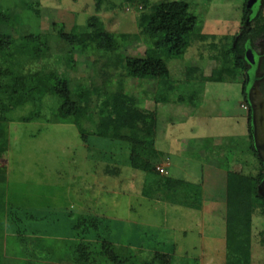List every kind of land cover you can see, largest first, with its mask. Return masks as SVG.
<instances>
[{
	"label": "rangeland",
	"instance_id": "rangeland-1",
	"mask_svg": "<svg viewBox=\"0 0 264 264\" xmlns=\"http://www.w3.org/2000/svg\"><path fill=\"white\" fill-rule=\"evenodd\" d=\"M157 1L165 0H0V20L18 39L15 45L36 48L41 37L51 47L50 57L28 65L26 72L55 69L57 81L64 76L93 98L97 91L120 88L133 95L142 107L154 110V150L171 163L167 173L156 170L159 156H150L132 139L145 138L139 130L124 129L110 140L94 133L98 120H88L83 122L85 137L80 135L75 124L57 119L53 94H37L31 82L14 93L15 77L5 65L0 71V264H119L101 248L102 241L114 244L120 264H157L156 252L170 254L173 264H264V197L259 190L261 185L264 192V0L249 9L246 25L242 16L248 0H187L202 18L203 33L235 35L239 41L245 36L254 61L242 72L223 74L226 63L218 39L215 45L194 41L181 57L166 60L172 90L156 80L128 77L125 68L126 58L147 54L139 16ZM95 24L111 36L109 41L99 42ZM189 67L196 70L192 79L186 77ZM19 94L25 98L15 106ZM131 145L136 169L128 163ZM106 165L118 167L119 174L104 177L100 170ZM179 168L196 176L200 189L191 187L183 171L169 177ZM146 169L164 176L156 182L182 203L204 191L206 201L215 203L206 210L204 225L199 212L187 226L183 220L173 225L162 203L154 201L146 210L130 211L127 196L112 198L97 184L90 186L101 182L125 194L130 188L135 192L129 179L134 176L135 187L141 188ZM232 174L241 180L234 181ZM228 184L250 195L249 230H242L243 243L236 250L226 242ZM95 195L104 197H98V211L105 217L96 221L97 229L88 230L95 222L83 213L96 207ZM133 217L148 226H134ZM77 242L84 249H77Z\"/></svg>",
	"mask_w": 264,
	"mask_h": 264
},
{
	"label": "trees",
	"instance_id": "trees-1",
	"mask_svg": "<svg viewBox=\"0 0 264 264\" xmlns=\"http://www.w3.org/2000/svg\"><path fill=\"white\" fill-rule=\"evenodd\" d=\"M100 1L97 0V3L99 4ZM191 8L193 7L187 0H165L157 1L151 6L149 12L140 14V32L146 37L149 45L146 50L147 54L144 57L126 58L125 68L128 77L156 80L167 89L172 90L175 84L166 60L181 57L194 41L206 42L211 40V45H215V39H218L217 42L222 50L221 56L226 63V67L224 66L223 71H220L221 73L225 74L232 71L236 74V72H242L247 69L248 62L244 58V50L246 49L245 44L250 42V39L244 36L239 41L235 35L218 37L215 34L203 33L202 18H198ZM249 14L250 11L244 4L243 25H246V19ZM0 15H2L1 12ZM94 28L101 39L100 43L110 40L111 36L101 32L99 25L95 24ZM248 31L249 34L252 32L251 29ZM9 32L7 22L4 23L0 20V71L3 69L2 67L7 65L8 70L12 72L11 75L15 77L14 93L23 91L26 83L31 82L34 84V90L37 94H53L58 105L56 110L57 119L58 116H61L66 119V122L75 124L80 135L85 137L83 122L88 120H98L94 133L110 140L116 139V135L122 133L124 129L139 130L145 138L132 139L137 140V145L147 150L150 156H159V153L154 150V110L142 107L133 95L124 92L121 88L114 92L105 91L100 93L97 91L95 92V98H93L88 89L72 86L69 79L64 76L60 81H57L60 73L55 69H47L42 66L37 67V70H28L26 72L25 68L28 65L48 59L51 54V47L46 39L39 37L41 45L36 48L24 49V42L20 43V45H15L18 39L14 38ZM60 37L66 40H75L70 35L60 34ZM4 40L6 44L2 45L1 43ZM9 41L10 44L8 43ZM195 71V68H187V79H192ZM24 95L19 94L17 96L15 106L22 102L25 98ZM132 147L131 145L129 148L132 153L130 159L135 156V149L133 150ZM160 160L162 161V158L159 159L155 166L161 162ZM233 175L234 181L241 180L240 174ZM242 188L239 187V189ZM247 190H249V186ZM227 201L229 203V212L226 223V242L229 250H236L235 246H241L242 240H239V238L242 230L247 232L250 226L249 191H237V188L229 186ZM83 219L84 221L87 220L85 217ZM81 245L82 243L77 242V249L78 247L80 248L79 250L84 249L80 247ZM100 246L107 254H111L114 257L113 259L116 263H121L120 258H117L121 256L116 255L113 243L102 241ZM79 255H84V252ZM155 257L157 264H173V260L168 253L156 252Z\"/></svg>",
	"mask_w": 264,
	"mask_h": 264
},
{
	"label": "crops",
	"instance_id": "crops-1",
	"mask_svg": "<svg viewBox=\"0 0 264 264\" xmlns=\"http://www.w3.org/2000/svg\"><path fill=\"white\" fill-rule=\"evenodd\" d=\"M129 151H130V149H129ZM159 157L161 158V156H159ZM130 158H131V154L128 152V160H130ZM131 160L128 161V163L131 165V167H133V169H136L135 166L131 164ZM144 164L147 166V168H149V166L151 168V165L149 162H146ZM169 166H171L170 162H168V166H166V167L168 168ZM107 167H109L111 169L109 170ZM119 171H120V169L118 167H115V166L110 167L108 165L104 166L100 170L101 174L104 175V177L105 176H116L117 174H119ZM140 171H142V170H140ZM181 171H183V173L187 176V178H185V179L191 181V187H194V188L196 187L198 189L199 186L197 184H195V183H200L198 181L197 177L189 174L186 170L179 168V170L175 172L176 175H171L169 177H176V176L179 177ZM143 172H144V178L142 181L141 188H138L137 186L135 187V177L134 176L131 177V179H129L130 182H132V185L135 188V190L137 191V189H138L137 192L131 191V188H130V190H128L127 194H125L122 191L123 189L111 188L110 186L108 187V185H102L101 182L100 183L95 182V183L91 184L90 186H95L97 184L99 191L103 192V194H105L106 196H110L112 198H115L117 196L119 197L121 194L124 196H127L128 197V208L127 209L130 211H137L138 209H142V208H144V210H146V208L149 206V202L154 201L155 203H162L164 213H166L168 218L174 222L173 225L174 224L177 225V224H179V222L181 220H183V222L186 224L185 226H187L188 222H192L193 220H195L196 216L194 217V214H193L194 212H199L198 219L200 220L199 216H202V224H201V222H199V224H201V226L204 225V222H205L204 221V215H205L206 210H208V207H211V206L215 207V205H214L215 203H211V202L206 201L204 191L203 192L197 191V192L193 193V195L191 194V197L189 198V200H185V202L186 201L187 202L182 203L178 200H175L174 197L171 198L169 196L168 192L167 193L163 192V190L161 188L162 187L161 183L159 181L156 182L155 179L158 176H159V178L164 177V176H161L160 174H157L150 169H146ZM94 174H96V171H94ZM95 177L96 176H94V178ZM166 177H168V176H166ZM160 179L162 181V178H160ZM202 185H203V183H202ZM72 187H73L72 185H70L68 187L65 186V189L69 190ZM75 188H77V187H75ZM93 188L94 187H92V189ZM203 188L205 189L204 185H203ZM77 190H79V189L77 188ZM121 192H123V193H121ZM133 195H135L134 198L138 202L135 203L136 202L135 201L132 204H130L129 198H131ZM98 197H100L101 199H104V197H102V196H99V195L96 196L95 195L94 196V202H95L96 207H94V209L92 211H89L87 213H83V210H77V212H76L77 215L80 213H83V215L85 217H88V220L94 221L95 226H96V221L98 219L101 220V218L105 217L104 213H102L103 211H101V212L98 211V205L101 204ZM80 198H82V196H80ZM184 209H187V210H184ZM38 211H40V210H38ZM209 211L212 212V210L210 208H209ZM211 214L208 213L209 219L212 216ZM133 218L134 219H133L132 223L134 224V226L140 225V224L144 225V226H148V224H149L148 221L144 220L143 218L140 221L136 217H133ZM214 222H215V219H214ZM195 224L197 225L198 223L195 222ZM106 225L109 226L108 223H106ZM108 226H105V227H108ZM97 228H98V226L92 227L91 229H88V230L97 229ZM183 232L185 235L186 231L183 230ZM130 244H133V243H130ZM174 246H175V243H174ZM179 246L184 247V244H182V245L179 244Z\"/></svg>",
	"mask_w": 264,
	"mask_h": 264
},
{
	"label": "water",
	"instance_id": "water-1",
	"mask_svg": "<svg viewBox=\"0 0 264 264\" xmlns=\"http://www.w3.org/2000/svg\"><path fill=\"white\" fill-rule=\"evenodd\" d=\"M258 0H248L247 1V3H246V8L247 9H250L256 2H257ZM247 21V20H246ZM244 58L247 60V62L248 63H251V64H253V61H254V59L252 58V56H251V53H250V50L249 49H246L245 50V53H244ZM259 113V110H255V112H254V115H255V117L257 116L258 117V114ZM256 117V118H257ZM261 131V130H260ZM258 146H260V145H258L257 144V148H258ZM261 185L259 186V190H260V193L262 194V196L264 197V192L261 190Z\"/></svg>",
	"mask_w": 264,
	"mask_h": 264
},
{
	"label": "built area",
	"instance_id": "built-area-1",
	"mask_svg": "<svg viewBox=\"0 0 264 264\" xmlns=\"http://www.w3.org/2000/svg\"><path fill=\"white\" fill-rule=\"evenodd\" d=\"M165 163H167V164H165ZM166 166H168V161H165L164 162V160L163 161H161L159 164H157V166H156V170L158 171V172H160V173H167V171H166Z\"/></svg>",
	"mask_w": 264,
	"mask_h": 264
},
{
	"label": "flooded vegetation",
	"instance_id": "flooded-vegetation-1",
	"mask_svg": "<svg viewBox=\"0 0 264 264\" xmlns=\"http://www.w3.org/2000/svg\"><path fill=\"white\" fill-rule=\"evenodd\" d=\"M244 53H245V51H244ZM248 66H250V64L248 63Z\"/></svg>",
	"mask_w": 264,
	"mask_h": 264
}]
</instances>
